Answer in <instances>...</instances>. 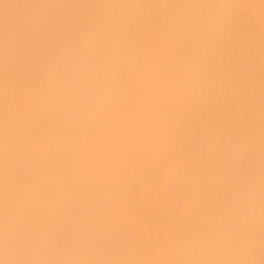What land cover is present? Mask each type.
<instances>
[{
  "label": "bare ground",
  "instance_id": "bare-ground-1",
  "mask_svg": "<svg viewBox=\"0 0 264 264\" xmlns=\"http://www.w3.org/2000/svg\"><path fill=\"white\" fill-rule=\"evenodd\" d=\"M0 264H264V0H0Z\"/></svg>",
  "mask_w": 264,
  "mask_h": 264
}]
</instances>
